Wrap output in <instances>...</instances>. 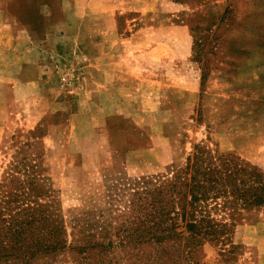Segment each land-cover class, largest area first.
<instances>
[{
	"label": "rangeland",
	"instance_id": "374dc122",
	"mask_svg": "<svg viewBox=\"0 0 264 264\" xmlns=\"http://www.w3.org/2000/svg\"><path fill=\"white\" fill-rule=\"evenodd\" d=\"M3 25L0 45L14 46L0 47V78L9 62L20 102L1 129L0 183L11 162L41 152L54 189L41 202L69 233L78 217L123 223L134 200L123 183L171 177L197 148L264 170V0H0ZM51 54L55 77L23 87L22 61L33 80ZM74 74L89 75L92 94L72 91ZM14 212L0 207L1 228ZM229 213L211 211L232 232L205 239L195 259L258 264L262 228L250 226L264 205Z\"/></svg>",
	"mask_w": 264,
	"mask_h": 264
},
{
	"label": "trees",
	"instance_id": "16d2710c",
	"mask_svg": "<svg viewBox=\"0 0 264 264\" xmlns=\"http://www.w3.org/2000/svg\"><path fill=\"white\" fill-rule=\"evenodd\" d=\"M40 154L33 162L22 154L4 174L8 184L0 183V192L13 187L9 198L0 197V207L15 211L0 227V264H118L120 259L126 264H201L195 255L204 240L232 232L212 217L214 208L230 210L232 219L238 207L264 205L262 168L234 154L197 148L171 177L123 183L134 190L132 214L123 223L78 217L69 233L57 207L41 202L54 189ZM181 229L195 242L183 243Z\"/></svg>",
	"mask_w": 264,
	"mask_h": 264
},
{
	"label": "crops",
	"instance_id": "0c3cea01",
	"mask_svg": "<svg viewBox=\"0 0 264 264\" xmlns=\"http://www.w3.org/2000/svg\"><path fill=\"white\" fill-rule=\"evenodd\" d=\"M7 26V25H6ZM5 26V27H6ZM0 30H4V25L2 26V28H0ZM1 42V41H0ZM29 44L31 41H28ZM6 43V44H5ZM27 43V41L25 42ZM23 42V46L25 44ZM2 45L1 46H10V48H12L14 45L11 46L10 42H9V39L6 41V42H2L1 43ZM24 57V56H23ZM52 61H48V62H42V66H41V62L39 63L38 62V70H36V76L32 79H25V74H26V67H27V64L28 65H31L32 63L29 62L28 60H24L22 61V65L20 66V81L21 83L23 84V87H26V88H30V83L33 81V83H40V80L46 78V79H51L53 77H55V74L57 73L56 72V68L58 67L57 66V62L58 60L54 59L53 55L51 54L50 55ZM88 59L89 57L88 56H82L81 59ZM61 60V59H60ZM61 62H63L61 60ZM7 66L6 70L4 71L5 73V76H1L0 78V136L2 135V126L4 124V120H5V117H6V113H8L10 110L14 109V105L16 103H19L20 100H18L17 98H15L14 96V93H15V88H16V84H13L12 82H10L12 76V72L10 70L11 68V65L9 62H7L5 64ZM52 73V75H51ZM46 74V76L44 75ZM63 75V74H62ZM74 77L72 78L73 81L72 83L70 84V88L72 89L73 92L75 93H78V94H92V88L89 87V84L85 81L87 80L89 77V75H79V74H74L73 75ZM3 77V78H2ZM259 228L262 230H258V229H255L254 233H252L253 235H257L256 237V240H258L259 238V241H261L260 243L261 244H264V232L262 233V231L264 230V223L262 224H258V226L256 227L255 225H251L250 228ZM252 232V231H251ZM257 233V234H256ZM264 246H262V248L260 249V244H259V249H260V260L258 261V264H264Z\"/></svg>",
	"mask_w": 264,
	"mask_h": 264
}]
</instances>
